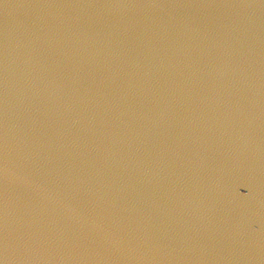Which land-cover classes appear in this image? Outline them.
<instances>
[{
    "label": "water",
    "instance_id": "water-1",
    "mask_svg": "<svg viewBox=\"0 0 264 264\" xmlns=\"http://www.w3.org/2000/svg\"><path fill=\"white\" fill-rule=\"evenodd\" d=\"M0 264H264V0H0Z\"/></svg>",
    "mask_w": 264,
    "mask_h": 264
}]
</instances>
